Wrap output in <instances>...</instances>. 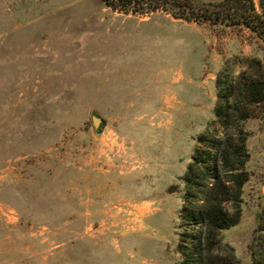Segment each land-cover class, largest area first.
Listing matches in <instances>:
<instances>
[{
	"label": "rangeland",
	"instance_id": "374dc122",
	"mask_svg": "<svg viewBox=\"0 0 264 264\" xmlns=\"http://www.w3.org/2000/svg\"><path fill=\"white\" fill-rule=\"evenodd\" d=\"M251 57L264 64V41L244 24L0 0V264H179L181 177L218 76ZM243 128L249 179L220 237L251 264L264 103Z\"/></svg>",
	"mask_w": 264,
	"mask_h": 264
},
{
	"label": "trees",
	"instance_id": "16d2710c",
	"mask_svg": "<svg viewBox=\"0 0 264 264\" xmlns=\"http://www.w3.org/2000/svg\"><path fill=\"white\" fill-rule=\"evenodd\" d=\"M122 12L148 14L162 10L198 23L244 24L264 41V0H102ZM223 85L218 76L214 118L196 137L186 170L179 211V264H240L220 232L241 216L242 188L249 179L250 154L243 122L264 103V64L255 58ZM251 264H264V209L250 244Z\"/></svg>",
	"mask_w": 264,
	"mask_h": 264
},
{
	"label": "water",
	"instance_id": "95a60500",
	"mask_svg": "<svg viewBox=\"0 0 264 264\" xmlns=\"http://www.w3.org/2000/svg\"><path fill=\"white\" fill-rule=\"evenodd\" d=\"M100 121L101 119L99 117L93 116V124L95 125V127H97V123Z\"/></svg>",
	"mask_w": 264,
	"mask_h": 264
},
{
	"label": "crops",
	"instance_id": "0c3cea01",
	"mask_svg": "<svg viewBox=\"0 0 264 264\" xmlns=\"http://www.w3.org/2000/svg\"><path fill=\"white\" fill-rule=\"evenodd\" d=\"M193 105V104H192ZM196 116H197V111H196Z\"/></svg>",
	"mask_w": 264,
	"mask_h": 264
}]
</instances>
